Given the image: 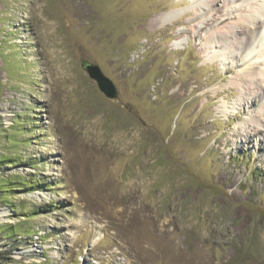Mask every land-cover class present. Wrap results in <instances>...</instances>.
Masks as SVG:
<instances>
[{
	"label": "rangeland",
	"instance_id": "rangeland-1",
	"mask_svg": "<svg viewBox=\"0 0 264 264\" xmlns=\"http://www.w3.org/2000/svg\"><path fill=\"white\" fill-rule=\"evenodd\" d=\"M199 3L0 0V264H264L261 99L207 44L264 0Z\"/></svg>",
	"mask_w": 264,
	"mask_h": 264
},
{
	"label": "bare ground",
	"instance_id": "bare-ground-1",
	"mask_svg": "<svg viewBox=\"0 0 264 264\" xmlns=\"http://www.w3.org/2000/svg\"><path fill=\"white\" fill-rule=\"evenodd\" d=\"M202 4L199 7L203 8V4L206 6H212L213 8L218 5V3L226 4L227 1L234 3L241 2L242 4H253L255 0H199ZM239 3V4H241ZM258 9V8H257ZM261 11H264V6L260 7ZM259 13V12H258ZM178 14L175 12H167L155 16L150 25L153 27H164L166 25L172 24L177 18ZM238 25H229L225 31L220 33H213V37L207 39V44H209V49L212 52H217V57L219 59H225L224 54L227 58L239 59L241 62L242 69L238 72V77L244 78L248 77L251 80V85L247 90L257 94V97L261 99L260 111L261 115L258 117V122H263L264 118V87L259 86L257 81L264 82V50L258 48L257 40L264 38L263 23L259 16L256 15V10L250 9V12L240 15L238 18ZM224 46L226 50L224 52ZM235 50V55L231 54V51ZM224 64V63H223ZM263 67L260 68L259 67ZM262 65V66H261ZM258 76V80L255 78ZM253 81V82H252ZM261 85V84H260ZM222 90L224 85L221 86ZM245 99H242V102ZM250 100H246L245 104H249ZM254 101H251V105H254ZM224 105V104H223ZM5 213L0 212V218L4 217Z\"/></svg>",
	"mask_w": 264,
	"mask_h": 264
},
{
	"label": "water",
	"instance_id": "water-1",
	"mask_svg": "<svg viewBox=\"0 0 264 264\" xmlns=\"http://www.w3.org/2000/svg\"><path fill=\"white\" fill-rule=\"evenodd\" d=\"M81 66L89 77L94 80L99 90L109 99H116L118 97V89L115 83L104 73L100 66L87 60L81 61Z\"/></svg>",
	"mask_w": 264,
	"mask_h": 264
},
{
	"label": "trees",
	"instance_id": "trees-1",
	"mask_svg": "<svg viewBox=\"0 0 264 264\" xmlns=\"http://www.w3.org/2000/svg\"><path fill=\"white\" fill-rule=\"evenodd\" d=\"M0 162H1V161H0ZM9 185H10V186H9ZM10 187H13V185L11 186V184H8V187H4V188H10ZM0 192H1V193L4 192V194H2V195L5 196V195H6L5 192H8V189H5V190H4V189H0Z\"/></svg>",
	"mask_w": 264,
	"mask_h": 264
}]
</instances>
